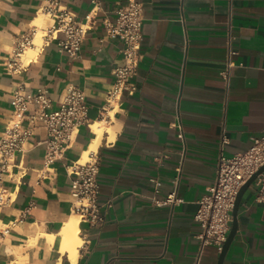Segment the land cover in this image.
Returning a JSON list of instances; mask_svg holds the SVG:
<instances>
[{"label":"crops","instance_id":"obj_1","mask_svg":"<svg viewBox=\"0 0 264 264\" xmlns=\"http://www.w3.org/2000/svg\"><path fill=\"white\" fill-rule=\"evenodd\" d=\"M61 1L78 21L89 14V0ZM126 1L102 0V10L90 13L78 58L50 40L12 72L7 62L16 39L34 23L42 29L53 19L38 12L40 0H0V133L18 89H46L52 110L68 85L77 86L86 95L89 121L61 159L44 164V147L37 144L44 129L38 128L7 167L1 184L10 201L0 207V264H195L200 225L193 215L215 179L219 156L245 150L264 130V0H141L136 90L102 110L121 47L103 21L113 20ZM94 121L114 128L93 151L97 200L111 206L99 225L78 220L81 244L72 263L58 234L74 214L69 167L95 137ZM255 192L251 185L241 197L222 264H264V201ZM169 194L179 200L155 203ZM218 256L213 245L203 246L198 263L216 264Z\"/></svg>","mask_w":264,"mask_h":264},{"label":"built area","instance_id":"obj_2","mask_svg":"<svg viewBox=\"0 0 264 264\" xmlns=\"http://www.w3.org/2000/svg\"><path fill=\"white\" fill-rule=\"evenodd\" d=\"M90 11L84 21H78L74 12L68 9L61 0H40L38 12L53 19V23L40 29L42 35L40 48L44 43L55 40L58 50L71 59L79 57L80 47L89 29V15L102 10V0H89ZM114 19L103 21L106 34L120 40V59L112 69L113 82L107 90L102 110L117 107L122 102L124 92L133 94L136 90L132 81L137 72L142 42L143 8L141 0H127L125 4L114 9ZM38 27L18 37L14 43L12 55L7 62L10 71L16 72L23 65L21 55L27 48L35 47L34 38ZM232 62L228 59L224 76ZM84 90L68 85L57 108H51V99L44 88L35 92H24L18 89L12 96V115L0 133V207L10 201L9 192L1 184L2 176L7 167L25 150V144L38 128L44 129V136L37 141L43 145V162L45 165L61 159L70 148L82 125H88V110ZM29 106L33 110L28 112ZM180 128L179 138H183ZM175 125V126H176ZM264 165V130L259 135L251 136V144L243 151L230 157L220 155L216 163V175L207 192L198 200L193 215L200 225L198 239L199 255L203 246L213 245L220 253L231 224V211L235 197L245 181ZM70 168L71 179V211L80 216V221L88 226H96L104 220V209L111 206L110 200L98 203L99 185L97 173L99 158L90 152L83 162L80 157ZM251 185L256 187L255 199L264 201V171L260 172ZM173 194L164 199L156 200L158 205L178 201Z\"/></svg>","mask_w":264,"mask_h":264},{"label":"bare ground","instance_id":"obj_3","mask_svg":"<svg viewBox=\"0 0 264 264\" xmlns=\"http://www.w3.org/2000/svg\"><path fill=\"white\" fill-rule=\"evenodd\" d=\"M37 21L38 20H36L35 22ZM34 24L36 25L37 23ZM35 40H34L35 47L27 48L25 52L21 55V58L24 62L33 58L36 55L37 50L40 48L41 41L40 40L35 41ZM90 127L92 132L95 134V137L89 142L87 149L82 153L80 157L81 162L86 160L90 152L96 150L97 145L99 144V141L101 140L103 133L105 131L109 133V138H112L114 136V130H113L114 128L112 129V127L110 126H105L101 121L92 122L90 124ZM79 219L80 216L73 214L69 218V220L64 223L58 234V240L60 242V250L63 252L65 251L68 252L72 263H74L76 260L78 254V247L81 244V238L79 236V229L77 225ZM48 237L50 241H54L56 238L55 235H49Z\"/></svg>","mask_w":264,"mask_h":264},{"label":"water","instance_id":"obj_4","mask_svg":"<svg viewBox=\"0 0 264 264\" xmlns=\"http://www.w3.org/2000/svg\"><path fill=\"white\" fill-rule=\"evenodd\" d=\"M264 171V165L261 166L255 173H253L246 181L245 183L240 187V189L237 192V195L235 197V201H234V206L233 209L231 211V215H232V219H231V224H230V229L229 232L227 234V238L223 243L222 246V250L219 253L218 256V261L216 264H222L223 260L226 256L227 250L229 248V245L235 235L236 232V227H237V220H236V214H237V210L239 207V203L241 200V197L243 195V193L251 186L252 181L255 179V177L260 173Z\"/></svg>","mask_w":264,"mask_h":264},{"label":"rangeland","instance_id":"obj_5","mask_svg":"<svg viewBox=\"0 0 264 264\" xmlns=\"http://www.w3.org/2000/svg\"><path fill=\"white\" fill-rule=\"evenodd\" d=\"M40 18H41V16H40ZM38 27V31H37V36L35 37V41H37V40H40L41 41V39H40V37H41V35H42V32L40 31V27H39V25L37 26ZM40 41H38V42H40ZM87 159V158H86Z\"/></svg>","mask_w":264,"mask_h":264}]
</instances>
